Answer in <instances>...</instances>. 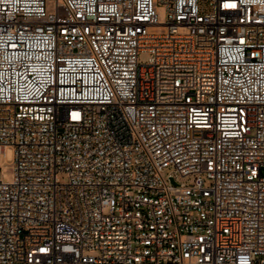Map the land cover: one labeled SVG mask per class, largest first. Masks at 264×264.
Wrapping results in <instances>:
<instances>
[{
	"label": "built area",
	"instance_id": "2783aa9c",
	"mask_svg": "<svg viewBox=\"0 0 264 264\" xmlns=\"http://www.w3.org/2000/svg\"><path fill=\"white\" fill-rule=\"evenodd\" d=\"M9 149L0 264H264V0H0Z\"/></svg>",
	"mask_w": 264,
	"mask_h": 264
},
{
	"label": "rangeland",
	"instance_id": "374dc122",
	"mask_svg": "<svg viewBox=\"0 0 264 264\" xmlns=\"http://www.w3.org/2000/svg\"><path fill=\"white\" fill-rule=\"evenodd\" d=\"M150 57V53L149 52H142L139 55V61L140 63H146L148 62ZM13 159V152L11 149L8 150L6 155H0V163L3 167V169L0 170V175L7 180H12L14 177V169L11 165ZM173 170V167H170L168 169H166L165 173H169L170 171ZM196 175L195 174H191L188 176H179L178 180L180 183H184V184H192L194 179H195ZM205 177V176H204ZM59 178L62 182H66L68 180V175L66 173H60L59 174ZM206 185H210L211 181H209L208 179H206Z\"/></svg>",
	"mask_w": 264,
	"mask_h": 264
}]
</instances>
